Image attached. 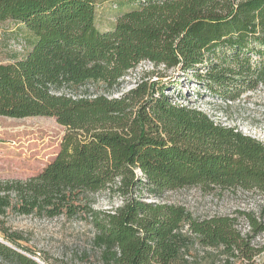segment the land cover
Segmentation results:
<instances>
[{
	"label": "trees",
	"instance_id": "1",
	"mask_svg": "<svg viewBox=\"0 0 264 264\" xmlns=\"http://www.w3.org/2000/svg\"><path fill=\"white\" fill-rule=\"evenodd\" d=\"M95 15L96 0H0V22L34 38L25 58L0 63V116L53 117L66 127L38 173L0 177V264H40L14 215L89 222L104 264H188L182 249L193 236L234 248L235 218H196L164 197L201 187L264 198V144L166 91L184 76L224 101L264 87V0H142L108 29ZM143 61L162 68L159 78L111 95ZM97 84L110 95L83 91ZM103 195L110 209L97 206ZM241 214L253 232L247 246L264 221Z\"/></svg>",
	"mask_w": 264,
	"mask_h": 264
},
{
	"label": "rangeland",
	"instance_id": "2",
	"mask_svg": "<svg viewBox=\"0 0 264 264\" xmlns=\"http://www.w3.org/2000/svg\"><path fill=\"white\" fill-rule=\"evenodd\" d=\"M142 0H96V24L99 29L111 28L116 17L141 5ZM34 40L30 31L19 23L0 22V63L11 64L25 58ZM156 68L148 61L141 62L128 73L120 93L127 94L144 82L159 77ZM175 72H168L169 79ZM205 83L184 76L175 90L166 91L178 104L205 112L215 123L237 129L264 144V87L243 93L236 101H224L206 89ZM92 93L110 95L102 84L87 86ZM66 127L53 117L22 119L0 116V174L26 177L38 173L51 162L60 150ZM164 201L184 206L194 217L207 219L215 216L235 218L234 228L238 241L234 248L203 245L195 236L182 249L188 264H258L264 260V233L245 246L253 232L243 211L255 212L264 221V198L257 191L224 190L201 187L169 191ZM119 204L120 200H115ZM98 207L111 208L105 195L100 196ZM14 228L23 232L27 244L36 251L43 264H104L100 250L94 245V229L85 220H68L65 217L48 219L37 216H11ZM188 234V226H183ZM46 258V259H45Z\"/></svg>",
	"mask_w": 264,
	"mask_h": 264
},
{
	"label": "crops",
	"instance_id": "3",
	"mask_svg": "<svg viewBox=\"0 0 264 264\" xmlns=\"http://www.w3.org/2000/svg\"><path fill=\"white\" fill-rule=\"evenodd\" d=\"M1 176L20 177V175L16 176V174H15V175L0 174V177H1ZM28 176H29V175H28ZM26 177H27V176H26ZM21 178H23V177H21Z\"/></svg>",
	"mask_w": 264,
	"mask_h": 264
},
{
	"label": "water",
	"instance_id": "4",
	"mask_svg": "<svg viewBox=\"0 0 264 264\" xmlns=\"http://www.w3.org/2000/svg\"><path fill=\"white\" fill-rule=\"evenodd\" d=\"M40 264H43L39 259H36Z\"/></svg>",
	"mask_w": 264,
	"mask_h": 264
}]
</instances>
